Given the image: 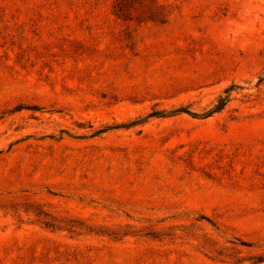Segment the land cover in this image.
Wrapping results in <instances>:
<instances>
[{
    "label": "rangeland",
    "instance_id": "obj_1",
    "mask_svg": "<svg viewBox=\"0 0 264 264\" xmlns=\"http://www.w3.org/2000/svg\"><path fill=\"white\" fill-rule=\"evenodd\" d=\"M0 264H264V0H0Z\"/></svg>",
    "mask_w": 264,
    "mask_h": 264
},
{
    "label": "trees",
    "instance_id": "obj_2",
    "mask_svg": "<svg viewBox=\"0 0 264 264\" xmlns=\"http://www.w3.org/2000/svg\"><path fill=\"white\" fill-rule=\"evenodd\" d=\"M232 89H233V86H231L228 89H226L224 91V93L228 94V92H230ZM228 102H229V96L228 95H226L225 97H219L217 99L215 105L210 110L204 112L201 115L189 112L185 108H179L177 110H174V111H171V112H168V113H166V112H152L145 119L150 118V117H164V116H167V115H173V114H177V113H185V114L190 115L192 117L207 118V117L212 116L215 113L221 112L224 109V107L227 105ZM144 120H141V122H144ZM46 225L52 227L51 225H53V224H51V225L50 224H46Z\"/></svg>",
    "mask_w": 264,
    "mask_h": 264
}]
</instances>
